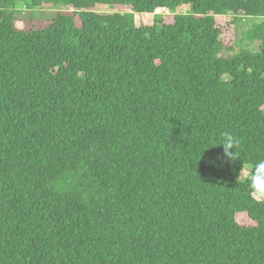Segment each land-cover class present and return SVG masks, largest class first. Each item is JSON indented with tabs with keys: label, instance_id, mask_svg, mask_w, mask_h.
Instances as JSON below:
<instances>
[{
	"label": "trees",
	"instance_id": "1",
	"mask_svg": "<svg viewBox=\"0 0 264 264\" xmlns=\"http://www.w3.org/2000/svg\"><path fill=\"white\" fill-rule=\"evenodd\" d=\"M262 159L264 0H0V264H264Z\"/></svg>",
	"mask_w": 264,
	"mask_h": 264
},
{
	"label": "rangeland",
	"instance_id": "2",
	"mask_svg": "<svg viewBox=\"0 0 264 264\" xmlns=\"http://www.w3.org/2000/svg\"><path fill=\"white\" fill-rule=\"evenodd\" d=\"M17 7L21 10H27V6L24 3H18ZM61 7L60 6H40V7H36L30 11H27V16L30 15L31 17H35L34 19L36 20H46L49 18H52L55 14V12L57 10H60ZM97 10H120V11H124L123 8L120 7H102V6H98ZM178 12H188L189 9L184 7V8H179L177 10ZM163 16L165 17L166 20H170L172 14L171 13H167V12H162ZM147 16L142 17V19H146ZM230 18V14L227 15V19ZM250 24L247 23V21L245 19H242L238 25V27L235 29L234 31V52L239 51L240 49H246V50H257L259 43L258 42H249L246 39V31L249 29ZM251 173V167L249 166H244L242 169V172L240 174V179L241 180H245L244 177L245 176H250Z\"/></svg>",
	"mask_w": 264,
	"mask_h": 264
},
{
	"label": "clouds",
	"instance_id": "3",
	"mask_svg": "<svg viewBox=\"0 0 264 264\" xmlns=\"http://www.w3.org/2000/svg\"><path fill=\"white\" fill-rule=\"evenodd\" d=\"M239 145L240 140L235 135L225 132L216 146L223 147V156L226 158L227 162H235L240 160V154L238 152ZM232 149H235V151H231ZM226 161L221 159V166ZM208 163L210 165H216L215 160H209ZM240 173L238 179L240 178ZM244 179L245 182L249 184L251 189L250 194L253 195L258 201H264V159L256 162L253 169L251 170L250 176H245Z\"/></svg>",
	"mask_w": 264,
	"mask_h": 264
}]
</instances>
